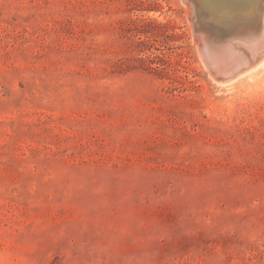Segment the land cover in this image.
I'll list each match as a JSON object with an SVG mask.
<instances>
[{"label":"rangeland","instance_id":"rangeland-1","mask_svg":"<svg viewBox=\"0 0 264 264\" xmlns=\"http://www.w3.org/2000/svg\"><path fill=\"white\" fill-rule=\"evenodd\" d=\"M189 1L0 0V264H264V64L197 41L264 0Z\"/></svg>","mask_w":264,"mask_h":264},{"label":"bare ground","instance_id":"bare-ground-1","mask_svg":"<svg viewBox=\"0 0 264 264\" xmlns=\"http://www.w3.org/2000/svg\"><path fill=\"white\" fill-rule=\"evenodd\" d=\"M192 1H194V0L189 1V3ZM242 1H244V0H242ZM248 2H250V1H248ZM186 3H188V2L186 1ZM242 3H241V5H242ZM192 4H193V2L191 4H189L188 6L191 5V7H189V10H190L191 14L194 15L193 12L195 9H194V5H192ZM210 5H212V4H210ZM239 7L240 6H238V8ZM261 8H262V6H261ZM242 10H244V9H242ZM253 10H255V9H253ZM262 10H263V8H262ZM241 13H242V11H241ZM218 16H219L217 18L218 22H217V25L215 27H212L211 29L210 28L209 29L208 28L203 29V28L199 27V32L197 31L198 32L197 41H198V45H199V50L202 54L203 60L205 61L207 66L210 68L211 72L213 74H215V76H220L221 74H223L225 79H222V81L223 80L232 81L235 78L237 79L238 77H240L242 75H246V73H248L249 71L251 72V70L255 69L259 65H263L264 64V20H263V23L260 22L261 26L257 30L255 29L257 27L250 28V27H252V26H250L249 27L250 29L246 28L247 31H244V30L240 31L238 29V32L235 35H233L234 32H231V35H232L231 36L229 28H228V26H226V23L229 22L230 19L236 20L237 17H234V16L230 17L229 15H224L221 13ZM261 17L264 18L263 15ZM206 20H207V18H206ZM248 21H250V20H248ZM235 23H234V26H235ZM252 24H253V22H252ZM257 24H259V23H257ZM204 25H206V24H204ZM240 27H241V24H240L239 28ZM246 27H247V25H246ZM232 28H234L233 24H232ZM202 30H204V31L206 30V31L203 32ZM234 31H236V30H234ZM250 51H251V53H250ZM247 53L249 54V56H250V54H252L251 56L253 58H251V57L248 58ZM224 83H228V82H224Z\"/></svg>","mask_w":264,"mask_h":264}]
</instances>
